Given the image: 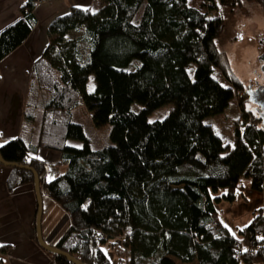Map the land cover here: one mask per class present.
Masks as SVG:
<instances>
[{
	"label": "trees",
	"instance_id": "obj_1",
	"mask_svg": "<svg viewBox=\"0 0 264 264\" xmlns=\"http://www.w3.org/2000/svg\"><path fill=\"white\" fill-rule=\"evenodd\" d=\"M245 1L216 0L204 12L188 0H103L97 10L71 6L51 20L30 72L29 94L44 97L38 140L0 142V154L15 164L9 191L34 184V172L19 167L29 166L69 213L71 224L54 246L85 264H111L102 245L114 238L125 254L119 264H264V205L236 233L222 224L216 205L235 199L242 177L264 197L263 117L247 108V87L216 41L224 23L220 6ZM254 1L264 9V0ZM36 4L24 0L19 17L0 29V59L30 34ZM214 70L230 84L240 110L232 143L207 120L221 102L210 82ZM91 74L96 86L89 92ZM133 102L142 105L139 112ZM167 103L174 108L165 118L148 120ZM82 104L97 126L111 124L112 143L94 146L72 120ZM34 120L25 111L23 127ZM38 147L59 151L65 170L51 174L44 160L28 155ZM9 249L0 245V264ZM43 250L55 264H73Z\"/></svg>",
	"mask_w": 264,
	"mask_h": 264
},
{
	"label": "crops",
	"instance_id": "obj_2",
	"mask_svg": "<svg viewBox=\"0 0 264 264\" xmlns=\"http://www.w3.org/2000/svg\"><path fill=\"white\" fill-rule=\"evenodd\" d=\"M23 1L0 0V29L19 17V7ZM102 4L103 0H45L36 4L35 24L30 34L22 44L0 59V142L18 136L31 144L38 140L44 97L37 92L32 97L31 92L29 94L30 72L47 44V28L51 20L66 13L71 6L97 10ZM216 72L221 75L214 70L212 76ZM29 99L33 106L28 105ZM28 110L35 114L30 129L23 127L24 113ZM28 155L44 160L51 174L65 170L61 153L57 150L38 147ZM10 171L11 167L0 164V245H10L9 251L3 255V264H55L35 240V186L23 184L9 191L6 180ZM41 194L43 217L45 211L47 213L46 218L42 219V237L46 243L54 245L69 228L71 218L42 188Z\"/></svg>",
	"mask_w": 264,
	"mask_h": 264
},
{
	"label": "rangeland",
	"instance_id": "obj_3",
	"mask_svg": "<svg viewBox=\"0 0 264 264\" xmlns=\"http://www.w3.org/2000/svg\"><path fill=\"white\" fill-rule=\"evenodd\" d=\"M189 4L201 11L209 12V4L216 0H188ZM223 15V29L217 37V45L224 50L229 58L234 72L241 78L248 89L254 83L253 90L264 86V71L262 70L261 57L264 54V9L254 0H248L242 6L231 9L229 6H220ZM79 32H72L78 34ZM193 75L194 64L188 67ZM210 82L218 90L221 102L215 107L208 121L214 126L225 143H232L233 124L240 117V110L236 96L232 93L230 84L216 72ZM96 86L94 74L89 75L86 90L91 92ZM211 86V85H210ZM247 108H254L255 102L246 101ZM174 108L172 103L164 104L147 114L149 121L165 118ZM131 109L139 112L142 105L133 102ZM72 120L84 126L87 136L96 143H112L110 136L111 124L105 123L97 126L93 119V112L84 104L77 106L72 111ZM73 146H81L82 142L75 139L68 140ZM220 194L222 191L219 192ZM222 224L231 232L236 233L239 227L247 225L253 218L256 209L264 205L263 194L252 188L250 179L242 177L239 182L237 195L234 200L222 199L216 203ZM46 211L42 219L46 218ZM41 219V224H42ZM110 258L111 264H119L122 253L120 238H114L102 245ZM44 249V248H43ZM176 264H182L176 260Z\"/></svg>",
	"mask_w": 264,
	"mask_h": 264
},
{
	"label": "water",
	"instance_id": "obj_4",
	"mask_svg": "<svg viewBox=\"0 0 264 264\" xmlns=\"http://www.w3.org/2000/svg\"><path fill=\"white\" fill-rule=\"evenodd\" d=\"M261 65H262V70L264 71V54L261 57ZM255 85L254 83L248 85V89L247 90H253L252 86ZM258 91V90H255ZM253 102H257V100H252ZM259 105H261V108L256 109L261 113V116L263 117V124H264V104L258 102ZM257 104V105H258ZM0 164L12 167L15 166L14 163H5L1 157L0 154ZM19 167H24L27 169H30L34 172V176H35V182H34V186H35V192H36V198H37V211H36V217H35V224H36V234H37V240L40 244V246L46 250L52 251V252H56L60 255H63L64 257H66L69 261H71L73 264H85L81 261H79L78 259H76L74 256L70 255L69 253L62 251L61 249H59L58 247L48 244L44 241L43 237H42V232H41V219H42V194H41V186H40V181L38 178V174L37 172L29 167V166H23V165H19Z\"/></svg>",
	"mask_w": 264,
	"mask_h": 264
},
{
	"label": "flooded vegetation",
	"instance_id": "obj_5",
	"mask_svg": "<svg viewBox=\"0 0 264 264\" xmlns=\"http://www.w3.org/2000/svg\"><path fill=\"white\" fill-rule=\"evenodd\" d=\"M249 98L252 100H257L255 105H253L254 109L261 108V105L258 104V102L264 104V86H260L258 91L255 90H248ZM258 104V105H257Z\"/></svg>",
	"mask_w": 264,
	"mask_h": 264
},
{
	"label": "built area",
	"instance_id": "obj_6",
	"mask_svg": "<svg viewBox=\"0 0 264 264\" xmlns=\"http://www.w3.org/2000/svg\"><path fill=\"white\" fill-rule=\"evenodd\" d=\"M42 1H45V0H36L37 3H40ZM46 177H49V172L46 173Z\"/></svg>",
	"mask_w": 264,
	"mask_h": 264
}]
</instances>
